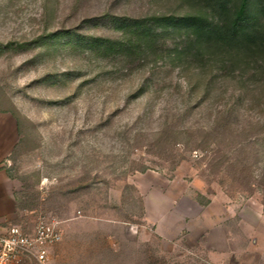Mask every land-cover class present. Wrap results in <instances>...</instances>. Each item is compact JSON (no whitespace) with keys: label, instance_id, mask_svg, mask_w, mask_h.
Returning <instances> with one entry per match:
<instances>
[{"label":"rangeland","instance_id":"374dc122","mask_svg":"<svg viewBox=\"0 0 264 264\" xmlns=\"http://www.w3.org/2000/svg\"><path fill=\"white\" fill-rule=\"evenodd\" d=\"M198 8L0 0L14 223L63 225L32 264H264V56L185 47Z\"/></svg>","mask_w":264,"mask_h":264},{"label":"trees","instance_id":"16d2710c","mask_svg":"<svg viewBox=\"0 0 264 264\" xmlns=\"http://www.w3.org/2000/svg\"><path fill=\"white\" fill-rule=\"evenodd\" d=\"M192 1L197 11L165 18L185 47L221 51L235 60L264 56V0Z\"/></svg>","mask_w":264,"mask_h":264},{"label":"built area","instance_id":"2783aa9c","mask_svg":"<svg viewBox=\"0 0 264 264\" xmlns=\"http://www.w3.org/2000/svg\"><path fill=\"white\" fill-rule=\"evenodd\" d=\"M62 221L39 219L31 229L22 224L0 226V264L43 263L48 247L62 238Z\"/></svg>","mask_w":264,"mask_h":264},{"label":"crops","instance_id":"0c3cea01","mask_svg":"<svg viewBox=\"0 0 264 264\" xmlns=\"http://www.w3.org/2000/svg\"><path fill=\"white\" fill-rule=\"evenodd\" d=\"M0 118V128H1ZM1 137V136H0ZM15 142H3L0 139V226L14 223L18 211L17 200L14 194V185L7 175L4 165Z\"/></svg>","mask_w":264,"mask_h":264}]
</instances>
